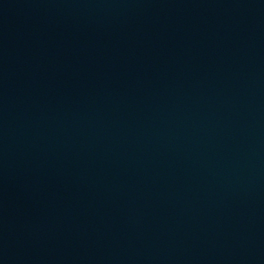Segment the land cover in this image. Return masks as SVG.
<instances>
[{
  "label": "water",
  "instance_id": "95a60500",
  "mask_svg": "<svg viewBox=\"0 0 264 264\" xmlns=\"http://www.w3.org/2000/svg\"><path fill=\"white\" fill-rule=\"evenodd\" d=\"M0 264H264V0H0Z\"/></svg>",
  "mask_w": 264,
  "mask_h": 264
}]
</instances>
